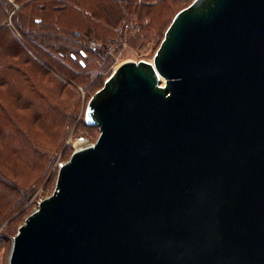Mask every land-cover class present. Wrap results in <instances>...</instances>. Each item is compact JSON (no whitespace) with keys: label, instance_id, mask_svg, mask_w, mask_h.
I'll return each instance as SVG.
<instances>
[{"label":"water","instance_id":"95a60500","mask_svg":"<svg viewBox=\"0 0 264 264\" xmlns=\"http://www.w3.org/2000/svg\"><path fill=\"white\" fill-rule=\"evenodd\" d=\"M85 118L10 264H264V0H193Z\"/></svg>","mask_w":264,"mask_h":264},{"label":"rangeland","instance_id":"374dc122","mask_svg":"<svg viewBox=\"0 0 264 264\" xmlns=\"http://www.w3.org/2000/svg\"><path fill=\"white\" fill-rule=\"evenodd\" d=\"M57 1L59 2L57 5L68 6V10L62 15L61 27L56 29L63 36L56 40L53 36L55 28L52 26L46 30V33L50 32L47 33L50 36H42L41 41L57 42L63 47L69 45V51H74L78 59L70 58L65 47L63 48L65 56L53 57L50 54L49 60L47 59L45 63L34 60L38 65L34 63L33 71L37 70V66H42L46 75L41 78L42 73L40 76L31 74L29 85L24 84L25 95L37 100L34 105H28L26 122L33 131L32 138L38 147L35 150L33 145L23 153L32 162L31 165L22 164L24 179L19 178L17 181L26 190L22 194L24 202L10 215L6 217L4 214L0 219V264H10L13 237L20 224L37 208L42 198L54 191L59 167L72 155L71 143L77 145L78 139L81 138L93 143L99 137V128L88 125L85 118L91 96L104 85L105 80L122 62L142 59L152 61L175 14L193 2V0L55 2ZM108 5H113V8L117 6V10L120 11L122 17L117 23L114 19L111 21L105 18L103 8ZM49 6H52V3H49ZM84 9L91 13L94 11L96 18H93L91 13H84ZM25 13L31 14L29 28L35 27L41 31L47 22H54V15L51 12L42 13L29 9ZM36 17H45L47 22L43 26H38L34 22ZM107 21L111 23L108 24ZM89 30L91 31L88 32ZM72 35L80 42L64 37ZM93 44L96 46L95 49L91 48ZM77 48L83 49L85 54H79ZM55 53L56 51L53 54ZM79 59L85 61L86 67L80 65ZM15 91L19 89L15 88ZM42 93L45 94L44 97ZM4 94L6 96L4 101L8 103L10 96L6 92ZM7 155L14 157L12 152H7ZM34 161H37L35 167ZM2 212L0 206V213Z\"/></svg>","mask_w":264,"mask_h":264},{"label":"trees","instance_id":"16d2710c","mask_svg":"<svg viewBox=\"0 0 264 264\" xmlns=\"http://www.w3.org/2000/svg\"><path fill=\"white\" fill-rule=\"evenodd\" d=\"M39 1L41 0H0V206L3 209L0 219L4 214L6 217L10 215L24 202L22 194L26 190L17 181L19 178L24 179L22 164L31 165L32 162L23 153L31 149L33 145H35V150L38 147L37 142L32 138L33 131L26 122L28 105H34L37 100L25 95L24 84L29 85L31 74L40 76L42 73L41 78L46 75L42 66H37V70L33 71L32 66L36 63L34 60L45 63L47 59L49 60L50 54L53 57L54 55L65 56L63 48L66 47L68 51L70 50L69 45L63 47L57 42L41 41L42 36L50 34V32L47 34L46 30L52 26L55 28L53 36L56 37V40L61 39L63 35L56 29L61 27L62 15L68 10V6L66 4L57 5L56 3L59 2H55L56 0H44L41 3ZM49 3H52V6H49ZM29 9H35L42 13H53L54 22H47L45 17H36L35 24L43 26L47 22L46 27L41 31L35 27L29 28L31 14L26 15L25 13ZM103 11L105 18L111 21L114 19L115 23L122 17L117 6L116 8H113V5L105 6ZM86 12L91 13L84 9V13ZM91 14L93 18H96L94 11ZM107 23L111 22L107 21ZM64 37L80 42L73 35ZM78 49L75 50L79 54H85L83 49ZM55 51L56 53L53 54ZM68 55L74 60L78 59L74 51H69ZM79 62L80 65L86 67L83 59H79ZM36 65L38 64L36 63ZM15 88L19 91H15ZM4 92L10 96L9 100L6 99L8 103L4 101L6 98ZM41 95L44 97L45 94ZM7 152H12L14 157L7 155ZM36 164L37 161H34L33 166L35 167Z\"/></svg>","mask_w":264,"mask_h":264},{"label":"bare ground","instance_id":"6f19581e","mask_svg":"<svg viewBox=\"0 0 264 264\" xmlns=\"http://www.w3.org/2000/svg\"><path fill=\"white\" fill-rule=\"evenodd\" d=\"M77 144H78V147H83V146L89 144V142H88V140L81 138V139H78Z\"/></svg>","mask_w":264,"mask_h":264},{"label":"built area","instance_id":"2783aa9c","mask_svg":"<svg viewBox=\"0 0 264 264\" xmlns=\"http://www.w3.org/2000/svg\"><path fill=\"white\" fill-rule=\"evenodd\" d=\"M94 43H96V42H94ZM92 47L95 49V48H96L95 44H93ZM71 146L73 147V152H74L75 150H77V148H78V144L75 145V143H73V142L71 143ZM73 152H72V153H73Z\"/></svg>","mask_w":264,"mask_h":264}]
</instances>
